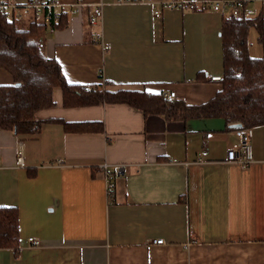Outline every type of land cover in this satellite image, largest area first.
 Here are the masks:
<instances>
[{
	"label": "crops",
	"instance_id": "obj_1",
	"mask_svg": "<svg viewBox=\"0 0 264 264\" xmlns=\"http://www.w3.org/2000/svg\"><path fill=\"white\" fill-rule=\"evenodd\" d=\"M59 1L81 4L44 42L68 82L174 91L189 104L220 90L212 77L223 74L227 12L205 6L214 0H175L160 17L148 0ZM247 6L264 16V0ZM249 51L264 57L254 27ZM14 83L0 66V84ZM53 94L55 105L37 112L46 120L38 135L0 129V206L20 212L19 253L0 247V264H264V125L252 128L244 167L226 160L240 140L223 118L169 120L126 103L66 107L62 89ZM53 118L103 121L105 132H68ZM103 164L124 166L111 200Z\"/></svg>",
	"mask_w": 264,
	"mask_h": 264
},
{
	"label": "trees",
	"instance_id": "obj_2",
	"mask_svg": "<svg viewBox=\"0 0 264 264\" xmlns=\"http://www.w3.org/2000/svg\"><path fill=\"white\" fill-rule=\"evenodd\" d=\"M248 3L249 0H246ZM68 13L63 12L55 28L68 25ZM9 18L0 8V66L14 76L15 83L0 84V129L12 130L19 136H36L46 120L37 112L55 105L54 88L63 92L66 107L102 103H126L141 109L146 115H164L169 120L192 118H223L228 129L254 128L264 125V57H253L249 51L251 28L264 39V16L236 17L224 13L221 26L223 74L220 90L209 100L189 104L183 99H170L164 91L145 90L70 83L60 62L44 51L48 26L46 23ZM201 76V78H200ZM198 79H204L201 73ZM199 79V80H200ZM61 122L68 132H105L103 121ZM30 175L35 170L29 171ZM20 246V212L16 206H0V247L13 249L17 256Z\"/></svg>",
	"mask_w": 264,
	"mask_h": 264
},
{
	"label": "built area",
	"instance_id": "obj_3",
	"mask_svg": "<svg viewBox=\"0 0 264 264\" xmlns=\"http://www.w3.org/2000/svg\"><path fill=\"white\" fill-rule=\"evenodd\" d=\"M150 3L156 4L154 6V15L160 17L162 15V8L172 7L178 5L175 0H169L167 2L156 3L153 0H148ZM246 0H214L207 2L205 6L216 10L230 13L236 17L242 16H256V12L247 6ZM81 4L78 2L74 6L67 7L59 0H26L24 2H17L15 0H0V8L7 13L9 18L20 21H32L38 20L44 22L48 26L49 31L55 30V23L58 22L61 14L66 12H77L80 10ZM72 9V10H71ZM95 18L102 17L101 4H98L94 8ZM214 80L220 79V76L212 77ZM175 92L170 91L166 96L170 99L175 97ZM236 135L239 137V145L237 147H231L227 150L226 160L228 162H234L241 166H248L253 162V148H252V128L239 127L235 129ZM208 155L207 151H203L198 158L199 161L205 160V156ZM18 162L23 163L22 152L18 155ZM123 164H118L110 168L109 164H103L102 169L106 174L107 192L108 198L113 199V192L115 188V178L122 173ZM29 241L33 245L40 243V240L36 237H30ZM154 244H163L164 239L158 238L153 240Z\"/></svg>",
	"mask_w": 264,
	"mask_h": 264
},
{
	"label": "water",
	"instance_id": "obj_4",
	"mask_svg": "<svg viewBox=\"0 0 264 264\" xmlns=\"http://www.w3.org/2000/svg\"><path fill=\"white\" fill-rule=\"evenodd\" d=\"M234 126L235 127H241L242 125L240 123H236Z\"/></svg>",
	"mask_w": 264,
	"mask_h": 264
},
{
	"label": "rangeland",
	"instance_id": "obj_5",
	"mask_svg": "<svg viewBox=\"0 0 264 264\" xmlns=\"http://www.w3.org/2000/svg\"><path fill=\"white\" fill-rule=\"evenodd\" d=\"M24 22H26V21H24ZM24 24H27V22H26V23H24Z\"/></svg>",
	"mask_w": 264,
	"mask_h": 264
}]
</instances>
